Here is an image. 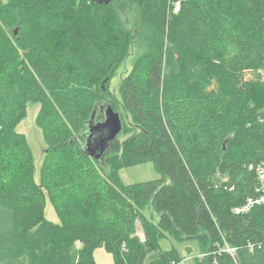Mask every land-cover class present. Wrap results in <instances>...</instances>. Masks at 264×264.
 <instances>
[{
    "label": "trees",
    "instance_id": "obj_1",
    "mask_svg": "<svg viewBox=\"0 0 264 264\" xmlns=\"http://www.w3.org/2000/svg\"><path fill=\"white\" fill-rule=\"evenodd\" d=\"M129 4L157 45L119 87L130 135L98 161L86 132L102 105L120 111L108 91L132 42L120 21ZM255 73L264 75V0H182L178 13L167 0H0V264H96L98 247L114 264H173L178 249L160 246L169 236L199 241L198 264H264V206L233 212L255 194L251 166L264 161ZM30 102L46 143L40 182L16 131ZM146 162L161 179L122 182L120 170ZM48 200L60 224L46 219Z\"/></svg>",
    "mask_w": 264,
    "mask_h": 264
},
{
    "label": "rangeland",
    "instance_id": "obj_2",
    "mask_svg": "<svg viewBox=\"0 0 264 264\" xmlns=\"http://www.w3.org/2000/svg\"><path fill=\"white\" fill-rule=\"evenodd\" d=\"M168 1V11L174 0ZM135 4L125 6L120 12V21L122 26L130 32L132 36V42L127 57L114 72L110 86L109 95L117 99L120 103V113L124 122L123 132L120 134L119 141L122 143L125 138L130 135V130L133 128V123L129 113L122 104V96L119 91L122 80L131 72L135 62L141 56L148 54L156 49L158 32L157 30L147 23H143L138 13V9ZM254 79H263L264 75L258 73L253 75ZM109 98V96L107 95ZM41 105L38 103H28L26 118L18 125L16 131L24 134L27 138L34 156V174L36 182H40L41 167L44 160L46 143L43 136L42 129L37 125V117ZM120 177L124 184L131 185L135 183H142L148 181H155L162 178V176L156 171L152 162H146L140 165H136L129 168L120 170ZM146 218L157 224L159 216L156 214L151 206H146L143 209ZM45 217L49 221L60 224L52 204L47 201L45 209ZM138 235L144 239V230L140 222L137 223ZM79 247L80 245L77 244ZM161 251H168L172 248H177L182 257H192L194 262L198 264L199 257L203 256L206 252L205 247L197 240H188L182 243L177 242L172 237L163 239L160 241ZM159 253L151 252L148 256L147 262H153L157 260ZM94 258L96 264H114L113 256L104 247H98L94 251ZM204 259V258H203Z\"/></svg>",
    "mask_w": 264,
    "mask_h": 264
},
{
    "label": "water",
    "instance_id": "obj_3",
    "mask_svg": "<svg viewBox=\"0 0 264 264\" xmlns=\"http://www.w3.org/2000/svg\"><path fill=\"white\" fill-rule=\"evenodd\" d=\"M108 81L109 78L104 81L102 85L104 89ZM100 112L103 118L95 119L94 112L92 121L88 124L85 149L91 157L103 161L108 148L121 134L123 123L121 114L110 104L102 105Z\"/></svg>",
    "mask_w": 264,
    "mask_h": 264
},
{
    "label": "built area",
    "instance_id": "obj_4",
    "mask_svg": "<svg viewBox=\"0 0 264 264\" xmlns=\"http://www.w3.org/2000/svg\"><path fill=\"white\" fill-rule=\"evenodd\" d=\"M181 2L182 0H174V2L170 7L173 13H178L180 11ZM251 169L254 170L258 182L255 190V194L249 196L242 205L234 208L233 212L235 214H246L257 206H264V161L255 166H251ZM235 250L236 249L230 247L226 248V251L232 255L234 254ZM221 252L222 251H219L218 253L220 254ZM203 257H205V255L199 258L202 259ZM214 263L217 264L216 261ZM173 264H196V263L194 262V258L192 257H182L181 260H179L178 262H174Z\"/></svg>",
    "mask_w": 264,
    "mask_h": 264
},
{
    "label": "flooded vegetation",
    "instance_id": "obj_5",
    "mask_svg": "<svg viewBox=\"0 0 264 264\" xmlns=\"http://www.w3.org/2000/svg\"><path fill=\"white\" fill-rule=\"evenodd\" d=\"M107 3H109V2H112L113 0H105ZM100 110V109H99ZM100 115L101 114H99V118H100Z\"/></svg>",
    "mask_w": 264,
    "mask_h": 264
}]
</instances>
